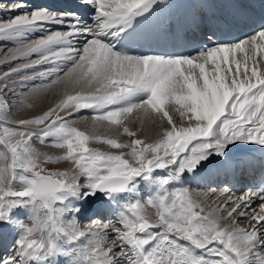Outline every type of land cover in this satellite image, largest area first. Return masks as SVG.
Returning <instances> with one entry per match:
<instances>
[{"label": "snow or ice", "instance_id": "6c2138e0", "mask_svg": "<svg viewBox=\"0 0 264 264\" xmlns=\"http://www.w3.org/2000/svg\"><path fill=\"white\" fill-rule=\"evenodd\" d=\"M77 2L94 14L23 11L27 0L3 8L18 14L0 21V39L17 46L0 64L23 62L0 73V232L15 234L0 264H264V185L236 198L224 188L223 200L206 207L183 183L186 176L198 183L221 174L240 145L264 150V17L252 34L232 39L215 10L245 17L236 2L188 3L184 15L164 18L162 8L172 7L166 0ZM187 31L201 33L190 50L158 51ZM35 32L44 35L27 40ZM110 36L119 38L121 50ZM62 83L72 91L55 106L8 126L38 90ZM82 109L130 139L73 127L69 118ZM134 113L159 124L156 140L127 126ZM33 138L41 145L51 138L64 154L39 152ZM92 142L118 151L90 148ZM61 161L72 169L43 166ZM157 170L167 177L154 196L139 199L140 182L153 181ZM98 193L109 202L134 199L118 211L106 204L112 218L81 230L77 204ZM238 218L250 228L237 227Z\"/></svg>", "mask_w": 264, "mask_h": 264}, {"label": "bare ground", "instance_id": "6f19581e", "mask_svg": "<svg viewBox=\"0 0 264 264\" xmlns=\"http://www.w3.org/2000/svg\"><path fill=\"white\" fill-rule=\"evenodd\" d=\"M9 1L11 2V0H9ZM46 1H44L46 4L40 3V6H38L39 4H36V6L35 5L33 6V5H30V3H29L28 4L29 9L26 8V9H23V11H30L32 9L43 8V7H48V8H51L53 10L59 9V8H56V6L53 3H47ZM190 1L191 0H166V4L172 5V7L171 8L164 7V8H162L161 12H163L165 10L166 13H170V14H172L173 12L185 14L188 10L184 7V5L190 3ZM210 1L211 2H225V3H227V2H232L233 0H210ZM64 5H65L64 2H59L58 7H63ZM218 7L224 8L225 6L224 5H218ZM65 9L66 10H68V9L69 10L79 9L81 15H83L85 19H89L94 14V10H92V9H87L86 11H83L81 6L75 7L69 3L65 6ZM5 14L11 15V14H18V13L15 11H11V12L8 11ZM5 17H7V16H5ZM56 27L57 26H52L53 30H56ZM254 28L255 27L243 26L241 28L242 36L252 34V32L254 31L253 30ZM42 35H44V33H41V32L31 33L28 35L27 40L30 41V40L39 38ZM242 36H240V37H242ZM0 40H2V39H0ZM107 40L111 41L113 44H115V48L117 47L116 44H117L118 38L110 36L107 38ZM2 41H5V40H2ZM5 42H8L9 44L10 43L17 44L16 42H12V41H5ZM10 55H12V52L8 56H10ZM36 58H37L36 54H33V56L31 57V59H36ZM18 62L22 63L23 61H21V60L12 61L11 64L17 63L16 65H18ZM8 65H10V64H0V68H4L5 66H8ZM16 65H14V66H16ZM48 67H51V65H41L40 66V68H48ZM31 71H35V69L29 70V72H31ZM39 82H40L39 80L31 81L30 84H35V83H39ZM66 91L70 92V91H72V89H70V88L65 89V87L62 83V84L56 85L50 89H40L37 92L39 94L38 95L35 94L32 98L34 99V101L37 104L48 101L49 107L55 106V104L58 103L63 98ZM85 110L91 111L90 109H85ZM81 111L83 112V110H81ZM174 119L179 121L178 115H176L174 117ZM144 121H146V120H144ZM90 122H92V121H90ZM151 123H152L151 120H147L146 126L152 127ZM98 125H100V124H98ZM157 125H159V124H157ZM92 126H94V125H92ZM127 126L130 127V121H129V123H127ZM156 129H158V128H156ZM134 130H137V129L135 128ZM159 133H160V128L158 130H153L148 136L146 134H139V136H140V138L146 139L148 141H154L158 138ZM0 134H2L1 126H0ZM92 135L99 136V137H107V138L112 137V134L107 133V132L106 133L94 132ZM115 137H119V139L122 142H124V139L121 138V135H115ZM229 155L231 156L230 159L232 161V166L229 168H226L223 172H221V174L212 175L209 179H205V180L198 182V183L193 182L190 178H187V176L185 177V179L183 181L184 187L189 188L190 190L192 188H191V186H189V184L192 183V186L194 187V189L191 190L193 196L196 199H198L201 203H203L206 207H208L209 205L214 206V202L219 203L220 201L223 200L222 190L224 188L230 189V194L233 196V198H236L237 196L246 192L250 188H255V180L253 179V175L255 173H258L262 167V164L264 161V150H262L260 146H256V145H240L239 147H236L235 151L233 153H230ZM0 161H2V159H0ZM161 173L164 177H167L166 172L161 171ZM224 175H226V177H224ZM223 182H225V183H223ZM158 187L159 186H157L154 181L146 182V184L144 186H142V187L140 186L138 198L142 199V200H145L144 196H146V199H149V197L151 198L152 196L155 195V192L158 189ZM169 187H173V186L170 185ZM211 189H215V191H212ZM132 199H134V198L130 197V196L120 195V196H117L113 201L109 202L106 200L104 195H100L95 200L86 201V202H83L82 204L78 203L77 206L81 208L82 215H83L79 221H81V219H82V221H84L83 223L86 222L85 229H87V226L93 222L92 218H94V216L96 214H102V215L104 214L107 217L112 215L111 212L104 210V207L106 204H111L112 209L114 211H118L123 207V205L125 203L129 202ZM253 206L254 207L256 206L255 203ZM85 208H87V211H84ZM151 210L152 209H150V208L147 209V211L149 213H151L153 211V210L152 211ZM21 217H25V216L22 213H19V211H18V218H21ZM241 219L242 218H238L236 226L242 227V228H250V225H248L246 223H242V224H244V225H242L239 222ZM224 223H230V221L225 220ZM99 224H102V223L97 222V225H99ZM0 233H5V237L0 239V254H6L7 252H10L12 250V242H13L15 234L14 233H8V232H0Z\"/></svg>", "mask_w": 264, "mask_h": 264}, {"label": "rangeland", "instance_id": "374dc122", "mask_svg": "<svg viewBox=\"0 0 264 264\" xmlns=\"http://www.w3.org/2000/svg\"><path fill=\"white\" fill-rule=\"evenodd\" d=\"M44 1H46V0H27V3L28 4L30 3V5H33V6L34 5L36 6V4H39L38 6H40V3L46 4ZM17 2H18V0H13V1L11 0V2L9 0H0V21H6L8 19V17L10 18V17H14V16L17 15V14L6 15L5 13L8 12V11L7 10H4L3 11L4 5H6V4H13V3H17ZM46 2L47 3H53L56 6V8H59L57 11L66 10L65 9V6L68 3L71 4L72 6H75V7L80 6L78 4L77 0H67V1L66 0H61V1L60 0H47ZM59 2H64L65 5L63 7H58L59 6ZM81 8H82L83 11H86L87 10L86 8H83V7H81ZM27 9H29V8H27ZM9 12H11V11H9ZM5 16H7V17H5ZM16 46H17V44H13V43H10L9 44L8 42H5V41L0 40V61L4 60V58L6 56H8L9 54H11L12 50ZM16 64L17 63H13V64H10L8 66H5L4 68H0V73H2L4 71H9L10 68L13 67ZM18 64H20V62H18ZM18 91H19V89H18ZM36 94L38 95L39 93H36ZM11 99L13 101H15L18 98L11 97ZM29 103L31 104V107H25L23 109H20L17 115H14L13 117H11V121L9 122V125H8L9 127H16V124L14 123V121H16V120H18L20 118H29V119H32V118H34L37 115L43 114V112L46 111L49 108V102L48 101H45L43 103H38L37 104L34 101V99L31 98L29 100ZM50 107H52V106H50ZM82 110H83V112L80 111L77 114L75 113L73 117H70L69 118L70 120H74V123L72 124L73 127H76L78 130L84 131L85 133H88V134H93L94 132H96V133L97 132H104V133L107 132V133H111L112 134V137H115V135H121L122 129L119 128L118 126L109 125V124H107V122H98V123L97 122H94L91 119L92 111H87L85 109H82ZM13 111L16 112L17 110L14 108ZM85 115H87L89 118L88 119L78 118V117H83ZM138 116H140V113H134L133 114V117L129 118V120L126 122V123H129V121H130V127H131V129L134 130L136 128L137 131H138V135L139 134H146L148 136L153 130H158L160 128L159 125H157L156 123H153V122L151 123L152 124V127L146 126V121L147 120L146 121L143 120V122H142L141 119H138L137 118ZM90 121H92V122H90ZM98 124H100V125H98ZM92 125H94V126H92ZM156 128H158V129H156ZM1 129H2V126H1ZM105 138H107V137H105ZM121 138L124 139V142H127L130 139L127 136H124V135H121ZM32 144H33V146L39 152H41L43 154H46V155H50V156H61V155L64 154V150L63 149H58V148H55L53 146V144L51 143V138H48V141H46V143L44 145H41L38 140H36L35 138H33ZM89 147L90 148H93V149H98L100 151H105V152H107V151H112V152L118 151L116 149H111L108 145H105V144H102V143H98V142H92V143H90L89 144ZM2 166H3V160L0 161V167H2ZM43 166L49 172H54V171H70L72 169V167H73L72 164L70 162H67V161H61L59 163H49V164H45ZM161 171L162 170H157V172L154 173V179H153V181L156 183L157 186H159V184H158V181L159 180L166 178V177H164L162 175ZM225 182H223V183H225ZM145 184H146V182H144V181H141L140 182V186L141 187L144 186ZM189 186H191V188H192L191 190L194 189V187L192 186V183L189 184ZM100 195H103V194L98 193L97 196H95V197H89V199L87 201L95 200ZM144 197H145V200H146V196H144ZM84 202H86V201H84ZM82 216L83 215H81L80 217H78L79 218L78 220H80V218H82ZM110 218H112V215H110V216L107 217L104 214L103 215L102 214H96L94 216V218H92V220L93 221H96V222H100V223H105V222H107V219H110ZM20 219H25V217H21ZM83 222L84 221H82V219H81V221H79L81 230H87V229H85L86 222L85 223H83ZM242 225H244V224H242Z\"/></svg>", "mask_w": 264, "mask_h": 264}]
</instances>
